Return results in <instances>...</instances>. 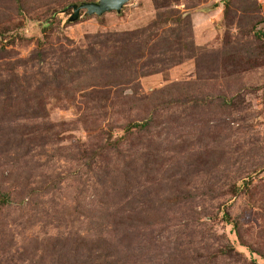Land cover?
I'll list each match as a JSON object with an SVG mask.
<instances>
[{"label": "rangeland", "instance_id": "1", "mask_svg": "<svg viewBox=\"0 0 264 264\" xmlns=\"http://www.w3.org/2000/svg\"><path fill=\"white\" fill-rule=\"evenodd\" d=\"M165 1L0 0V264H264V0ZM168 12L97 85L102 36Z\"/></svg>", "mask_w": 264, "mask_h": 264}, {"label": "trees", "instance_id": "2", "mask_svg": "<svg viewBox=\"0 0 264 264\" xmlns=\"http://www.w3.org/2000/svg\"><path fill=\"white\" fill-rule=\"evenodd\" d=\"M85 2H94V0H85ZM168 2V0L165 1V3ZM169 16H167V18H163L164 14H160L158 20L156 22H154V24H152L150 27H146L145 29H141V30H135V31H128V32H122V33H118V34H111L108 33L102 37H104L103 42H101V44L103 45H107V43L109 42H114L115 44H118L119 48H121L120 50L123 51L122 53L118 54V55H114V57H102L96 58V61L99 63L98 67H95L94 70L98 73L96 74V78L100 79L97 82V85L99 86H118L121 84H124L127 79L122 76L123 72L128 70L129 66L128 64L130 63V58L127 56L128 52H125L126 50V46L130 43L136 42V44H141L143 41V34H145L146 31H150L152 30V28H158V25L167 21H181L180 18H176L173 19V16H176V14L174 12H168ZM164 20H162V19ZM185 20H187L185 18ZM258 35L262 36L261 33L259 32ZM151 35L148 36V38H150ZM137 42H141V43H137ZM156 46V44H154ZM141 49L139 48L138 51H140ZM39 57V55H38ZM79 59L80 64L82 65H89L90 63L88 62V55H80L77 57ZM68 59V58H67ZM107 59V60H106ZM156 64V63H154ZM153 64V65H154ZM152 65V64H151ZM146 67H150L148 65H146ZM155 69L151 68L150 70H147L146 72L142 71V74H139L138 76H143L146 74H152L154 73ZM121 74V75H118ZM64 74H55L54 77V82L56 81V79H62ZM65 77H70L69 75L71 74H65ZM73 75H71V79H72ZM49 78V77H48ZM46 79L47 83H53V79ZM63 79L60 83H58L59 85L64 83ZM68 80V79H67ZM46 83V82H45ZM43 93V92H42ZM109 94V93H108ZM160 94H164V91L160 92ZM44 94H41L37 99L35 96L34 99H36L37 105L30 107L31 111L33 113H37L38 110L42 109L43 103L42 101H44L45 97L43 98ZM90 95V96H89ZM98 95L99 94H95V96L93 97V95L88 94L86 96L88 100H92V101H97L98 100ZM179 97L175 98V96L171 97V98H167L166 96L163 97V105L164 108H172L173 106H185V105H193L194 100L196 99L195 97H193L190 92H186L185 94H180L178 95ZM42 99V101H40ZM29 109V110H30ZM151 123H152V119L151 117H147L146 119H144L143 121L137 123L135 126L139 128V131H149L151 128ZM121 144L119 142L116 141H106L105 144H99L97 146V150H94V156L95 155H100V153H110L111 151H119L118 150V145ZM83 158L85 159L84 163L87 164V162L91 161V158L89 156H85L83 155ZM5 204V202H4ZM102 264L99 261L96 260H92V259H87V261L85 262V264Z\"/></svg>", "mask_w": 264, "mask_h": 264}, {"label": "water", "instance_id": "3", "mask_svg": "<svg viewBox=\"0 0 264 264\" xmlns=\"http://www.w3.org/2000/svg\"><path fill=\"white\" fill-rule=\"evenodd\" d=\"M128 0H98L95 2H86L80 5H73V15L70 21H75L79 18L81 10H85L90 15H103L107 12H120L122 7Z\"/></svg>", "mask_w": 264, "mask_h": 264}]
</instances>
